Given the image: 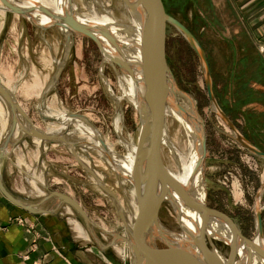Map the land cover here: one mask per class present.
Wrapping results in <instances>:
<instances>
[{
    "label": "rangeland",
    "instance_id": "rangeland-1",
    "mask_svg": "<svg viewBox=\"0 0 264 264\" xmlns=\"http://www.w3.org/2000/svg\"><path fill=\"white\" fill-rule=\"evenodd\" d=\"M159 3L194 36L204 54L218 106L245 138L264 151V42L259 25L250 19L251 9L242 0ZM70 4L79 17L110 15L119 26L130 25L122 0H70ZM3 7L0 1V84L7 86L31 126L62 136L46 141L26 132L29 128L24 119L12 122L0 96V152H7L0 155V165L6 171L11 194L32 207L53 211L63 230L65 224L61 241L68 237L75 245L74 253H82L91 264H134L133 249L122 237L132 231L141 200L133 166L141 118L123 94L121 66L90 37L65 32L53 23L41 26ZM162 47L175 87L191 99L194 115L203 127L201 177L206 206L228 229L249 240L257 235L258 215L263 245L264 157L242 147L225 121L209 109L202 60L188 39L165 20ZM122 53L130 62L129 52L123 49ZM33 80L40 84L37 95L31 93ZM63 117L76 120H69L63 128ZM161 122L168 142L178 147L181 141L183 149L186 136L182 124L164 114ZM157 152L163 166L173 163L163 142ZM110 157L121 168L114 167ZM55 191L79 205L89 220L87 226L78 211ZM73 215L87 238L73 234L69 223ZM156 217L165 234L159 232L154 243L161 253L179 263L182 254L171 239L182 227L168 200L159 202ZM92 236L106 246L100 248ZM204 240L214 256L209 259L212 264L241 263L235 248L208 234ZM116 245L125 247L129 257L123 259Z\"/></svg>",
    "mask_w": 264,
    "mask_h": 264
},
{
    "label": "bare ground",
    "instance_id": "bare-ground-1",
    "mask_svg": "<svg viewBox=\"0 0 264 264\" xmlns=\"http://www.w3.org/2000/svg\"><path fill=\"white\" fill-rule=\"evenodd\" d=\"M8 1L27 10L29 17L40 25L53 23L58 20L70 26L72 25L71 21L75 19L82 24L92 27L100 40L104 53H108L119 62L122 68L123 74L121 80L125 83L122 87L123 94L135 107L140 106L141 98L145 95L146 86L142 42L144 24L142 18L127 9L128 16L131 19L130 25L119 26L110 15H102V13L101 17L77 16L75 9L71 7L70 0ZM2 5L5 6L4 4ZM65 25H63L61 30L65 32L69 31V28H66ZM123 49L129 52L130 62L124 58ZM166 84L170 88H168V93L171 97V102L165 104L161 114H164L165 118L177 119L185 129L186 138L183 149L180 146L182 144L181 141L178 147H175L173 144L171 145L167 139L165 125H161V132L159 133L154 122L156 119L152 118V124L150 120H146L144 118L146 111L143 106H140L142 108L140 110V118L141 122H144V127L141 129L139 135L138 148L135 149L137 156L135 161L133 160V166L137 172V185L138 191H141V200L136 207L137 217L135 218L136 223L133 225L132 231L128 233L129 235L122 237L125 241L129 242L127 244L133 249L134 264H212L209 259H213L214 256L205 243V234L238 250L241 255L240 264H264V258L259 253V250L264 248V244L262 245L261 236L258 231L255 238L251 239L250 242H243L238 240L237 237L233 238L230 234V229L217 219L206 221V219L201 218V215L197 211L192 209L193 202L201 200L204 195L201 171L199 166L196 165L199 146L198 137L195 125L192 123L193 120L187 119L189 117L183 111L177 109L178 107L176 108V104L178 103L186 113H193L192 101L185 94H181L178 89L176 90L173 80L169 75L167 76ZM5 87L7 88L6 85ZM30 87L31 93L35 92L36 95L39 93L40 84L38 82L33 83ZM189 116L192 117L191 114ZM69 120L76 119L75 117L60 118L63 128ZM2 123L4 122L2 121ZM157 141L163 142L170 149L173 163L169 164L167 168L162 165L163 169H161L162 167L154 161V147ZM108 159L110 163L115 165L114 167L117 169L121 168L114 163L111 157ZM160 180H162V185ZM163 199L168 200L181 222L182 232L174 234V238L171 239L182 254L179 263H176L167 256L165 259L160 260L155 257L148 246L150 236H156L159 232L165 234L164 229L158 223L157 217L154 220L152 213L155 202ZM69 218V223L73 227V234L78 237H86V231L83 230L74 215ZM115 250L121 254L123 259L129 257L128 250H125V247L121 248L116 245ZM218 264H225V262L221 261Z\"/></svg>",
    "mask_w": 264,
    "mask_h": 264
},
{
    "label": "water",
    "instance_id": "water-1",
    "mask_svg": "<svg viewBox=\"0 0 264 264\" xmlns=\"http://www.w3.org/2000/svg\"><path fill=\"white\" fill-rule=\"evenodd\" d=\"M2 2V4L5 5V9L14 11L18 14L24 15L26 17L29 18L28 15V11L25 9H22L21 7H18L12 3H10L8 0H0ZM124 2V6L126 7V9H128V11H132L133 14L135 13L137 16H139L140 18H142L144 27H143V34H142V42H143V51H144V64H145V95L142 96L141 101H140V106H143L144 110L146 111V115L144 118H146V120H150L151 124L153 123V119L155 122V126L156 129L158 130V132H161V112L163 107L165 106L166 103L171 102V97L169 96L168 93V86L166 84V79L167 76H171L170 71L168 69L165 57H164V53H163V47H162V24L163 21H167L169 23H171L179 32H181L186 39H188L191 47L196 51V53L198 54V56L200 57L201 64L203 67V81L206 87V94L208 97V101H209V109L214 110L221 119H223L225 121V123L227 124V126L229 127V129L232 131V136L236 139V141L242 146L244 147L247 151H249L250 153L260 156V157H264V151L257 148L255 145H253L247 138H245L234 126V124L230 121V119L227 117V115L224 113V111L218 106L212 92L210 89V80H209V73H208V69H207V63L204 57V54L202 53V51L200 49H198V44L194 38V36L190 33V31L182 24L180 23L176 18H174L173 16L167 14L161 7L159 0H122ZM72 25L68 26L65 25L62 21H58L56 20L55 22H53V24H56L59 27H63V25L66 26V28H69V30L71 31H75L78 33H81L83 35H86L88 37H90L92 40L95 41V43H97L100 48H101V43L100 40L96 34V32L94 31V29L92 27H90L89 25H85L82 24L80 22H78L77 20H73L71 21ZM69 23V22H68ZM41 26H45V25H41ZM65 28V27H64ZM115 62L117 64H119V62L117 61H112ZM120 65V64H119ZM57 75V71L54 73V76L56 77ZM172 79V76H171ZM173 80V79H172ZM174 83V82H173ZM174 85V84H173ZM175 87V85H174ZM176 88V87H175ZM170 89V88H169ZM177 90V88H176ZM174 90V91H176ZM0 96H2V98L4 99V101L6 102V105L8 107V111L10 114V119L11 121H16L18 117H21L24 119L25 121V125L26 128H29V130L25 129L26 132L40 138L46 141H57L58 139H60L59 137H62L60 134L57 133H51L48 131H44L38 128H35L33 126L30 125L28 118L26 116V114L22 111V109L20 108V106L16 103V101L14 100L12 94L10 93V91L2 84H0ZM170 97V99H169ZM173 100V99H172ZM175 103V101H174ZM175 105V104H174ZM177 105V106H176ZM176 108L183 111V113L186 114L187 119H192L195 125V129L197 132V137H198V156L196 158V165L199 166L200 171L202 168V161H203V157H204V132H203V127L202 124L199 120V118L194 115L193 113H186L184 110H182V107L180 105H178V103L176 104ZM136 107L138 111L142 110V108ZM189 114H191L192 117L189 116ZM148 118V119H147ZM191 120V121H192ZM146 123V122H145ZM144 122H141L140 119V124H139V129H138V137L141 133V129L144 127ZM11 127V125H10ZM32 129V130H31ZM6 140L8 141V139L6 138L4 140V144L6 142ZM160 144V141L156 142V146L154 147V154H153V158L154 161L160 166L162 167V164L160 163V160L158 158V146ZM6 150H2V152H0V155H6ZM163 169V167L161 168ZM202 180V177H201ZM262 185V184H261ZM1 190L3 191V193L6 195V197H8L11 201H14L15 203L20 204L21 206L27 208V209H31L32 206H30V204H23L19 201H17L6 189L1 187ZM204 192V191H203ZM55 193L57 195H59L62 199H64L65 201H67V203H69L70 205H72L80 214V216L83 219L84 224L87 226L88 225V218L86 217V215L84 214V212L82 211V209L79 207V205L70 197H68L67 195L60 193V192H56ZM194 201V200H192ZM159 200L155 202L154 206H153V216H154V220L156 219V210L159 204ZM195 211H197L200 215L201 218L206 219V221L212 220V219H216V217L209 211L208 207L206 206L205 202H204V195L202 197L201 200H197L193 202V208ZM256 227H257V231L259 232V221H258V215H257V220H256ZM88 230H90L89 227H87ZM127 229V227H126ZM128 231V229H127ZM230 234L233 236V238L237 237L238 240H241L243 242H250V240L248 238L243 237L242 235H240L239 233H237L236 231L230 229ZM260 234V232H259ZM93 237V236H92ZM154 235L150 236L149 238V242H148V246L150 247V249L152 250V253L155 255V257L161 259H165L167 255L161 253L156 244L154 243ZM95 240V243L100 247L103 248L106 246V244H102L96 237H93ZM122 239V238H121ZM123 241L124 238H123ZM126 243L129 244V242L125 241ZM260 255L264 258V248L259 250ZM123 264H127L126 261L123 262Z\"/></svg>",
    "mask_w": 264,
    "mask_h": 264
},
{
    "label": "crops",
    "instance_id": "crops-1",
    "mask_svg": "<svg viewBox=\"0 0 264 264\" xmlns=\"http://www.w3.org/2000/svg\"><path fill=\"white\" fill-rule=\"evenodd\" d=\"M242 3L251 9L250 19L259 25V37L264 42V0ZM5 173L0 165V264H91L82 253H74L75 245L68 237L61 241L60 232L65 230V224L62 222L63 230L53 211L27 209L6 197L1 187L10 194L11 187ZM11 195L23 203L14 193Z\"/></svg>",
    "mask_w": 264,
    "mask_h": 264
}]
</instances>
